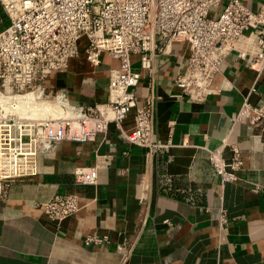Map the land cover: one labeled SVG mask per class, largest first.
Returning <instances> with one entry per match:
<instances>
[{
	"label": "crops",
	"instance_id": "1",
	"mask_svg": "<svg viewBox=\"0 0 264 264\" xmlns=\"http://www.w3.org/2000/svg\"><path fill=\"white\" fill-rule=\"evenodd\" d=\"M231 0L211 10L215 16ZM258 12L264 0H240ZM0 19H5L0 5ZM81 55L67 70L43 82L49 95L65 94L76 105L104 104L110 72L119 61L103 54L91 66ZM190 55L185 42L156 53L151 70H141L137 107L153 99L154 139L149 150L128 143L116 126L92 141H62L41 173L12 183L0 197V264H264V122H235L245 101L264 107V68H250L230 55L204 103L181 95L176 80ZM134 108L123 123L135 126ZM241 150L238 181L222 183L209 153L224 147V158ZM99 182L77 187V169L98 163ZM59 193H76L81 209L61 223L41 205ZM222 208L226 222L222 223ZM89 237L100 243L86 244Z\"/></svg>",
	"mask_w": 264,
	"mask_h": 264
},
{
	"label": "built area",
	"instance_id": "2",
	"mask_svg": "<svg viewBox=\"0 0 264 264\" xmlns=\"http://www.w3.org/2000/svg\"><path fill=\"white\" fill-rule=\"evenodd\" d=\"M222 0H0L5 19H0V197L12 183L41 173L42 158L53 157L62 141L84 143L106 135L112 125L125 140L153 150V99L137 107L135 89L141 72L132 63L139 56L140 69L151 70L156 53H166L178 42L189 45L190 55L176 85L179 98L204 103L224 61L236 55L250 68H264V5L252 12L240 0H231L212 16ZM94 67L103 54L119 61L110 72L109 99L95 105L73 104L67 95H49L43 82L51 74L67 70L81 55ZM57 105L59 115L47 108ZM136 108L135 126L123 123ZM235 122L256 126L264 122V107L248 101ZM230 161L224 147L210 151V162L222 183L238 181L241 150L233 146ZM74 173L77 187L99 182V166ZM44 214L61 223L80 211L76 193H59L43 203ZM226 222L225 209L221 210ZM100 243L89 237L86 244Z\"/></svg>",
	"mask_w": 264,
	"mask_h": 264
},
{
	"label": "bare ground",
	"instance_id": "3",
	"mask_svg": "<svg viewBox=\"0 0 264 264\" xmlns=\"http://www.w3.org/2000/svg\"><path fill=\"white\" fill-rule=\"evenodd\" d=\"M47 108L49 110L53 111L55 115H59V109H58L57 105L50 103L49 105H47Z\"/></svg>",
	"mask_w": 264,
	"mask_h": 264
}]
</instances>
